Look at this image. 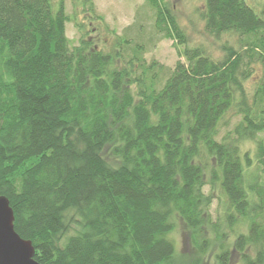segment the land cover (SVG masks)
<instances>
[{
	"label": "trees",
	"instance_id": "obj_1",
	"mask_svg": "<svg viewBox=\"0 0 264 264\" xmlns=\"http://www.w3.org/2000/svg\"><path fill=\"white\" fill-rule=\"evenodd\" d=\"M204 2L208 32L237 33L240 48L225 45L216 60L186 46L187 62L170 68L123 35L111 49L89 37L71 45L63 0L57 10L52 0H0V196L41 264H200L178 257L177 214L201 254L205 232L228 238L224 221L241 264H264V181L246 183L240 148L264 135V78L252 96L245 86L252 64L264 65V17L246 0ZM146 3L156 31L186 44L171 6ZM231 109L240 119L220 138ZM205 154L225 195L215 217ZM216 260L235 264L230 241Z\"/></svg>",
	"mask_w": 264,
	"mask_h": 264
},
{
	"label": "rangeland",
	"instance_id": "obj_2",
	"mask_svg": "<svg viewBox=\"0 0 264 264\" xmlns=\"http://www.w3.org/2000/svg\"><path fill=\"white\" fill-rule=\"evenodd\" d=\"M62 0H52L55 10L58 9ZM171 6L177 22L182 29L186 44H181L176 38L163 37L156 31L154 10L146 3V0H63L65 11L69 17L66 23V34L71 45H78L83 37H89L96 46L111 49L113 41L117 36H125L135 42L145 44L144 53L148 62L153 60L174 68L178 61L187 62L183 52L185 47L203 48L205 52L218 60L224 57V46L232 45L240 48V37L237 33L226 32L219 36L212 35L206 29V22L202 17L204 0H165ZM254 10L264 17V0H246ZM80 24V26L78 25ZM253 73L245 81L246 89L250 96L254 93L256 86L264 78V65L261 62L252 64ZM240 119L236 110L227 112L220 127L219 137L232 130ZM264 138L258 134L255 139L244 140L240 143L242 161L246 164L245 155L250 158V165H246L245 179L247 184H255L258 180L264 181L263 165L258 158V143ZM105 158L114 163L111 147L104 152ZM204 162H208L205 172L204 190L212 196L210 212L215 217L219 211L224 212L225 195L220 187V182L215 177L217 166L211 156L205 154ZM221 197V198H220ZM259 199H256V203ZM223 221V216H222ZM248 228V222L242 221L238 224L237 233H242ZM228 236L227 239L218 237L214 232H205L211 245L202 254L198 251L191 239V233L185 221L177 214L175 215V228L170 234L178 257L184 262L196 261L200 264H216V254L220 251L221 240L225 243L230 241L232 262L241 264L242 253L235 248L236 233L231 232L228 223L223 221L220 234ZM253 254L252 248L247 250ZM200 253V254H199ZM199 257V258H198Z\"/></svg>",
	"mask_w": 264,
	"mask_h": 264
},
{
	"label": "water",
	"instance_id": "obj_3",
	"mask_svg": "<svg viewBox=\"0 0 264 264\" xmlns=\"http://www.w3.org/2000/svg\"><path fill=\"white\" fill-rule=\"evenodd\" d=\"M10 201L0 196V264H41L35 259V247L15 229Z\"/></svg>",
	"mask_w": 264,
	"mask_h": 264
}]
</instances>
